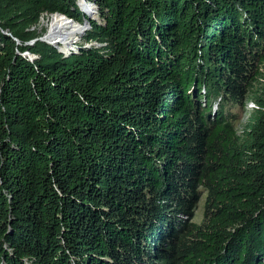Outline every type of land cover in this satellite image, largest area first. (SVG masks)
<instances>
[{
    "label": "trees",
    "instance_id": "obj_1",
    "mask_svg": "<svg viewBox=\"0 0 264 264\" xmlns=\"http://www.w3.org/2000/svg\"><path fill=\"white\" fill-rule=\"evenodd\" d=\"M87 1L0 0V264H264V0Z\"/></svg>",
    "mask_w": 264,
    "mask_h": 264
},
{
    "label": "rangeland",
    "instance_id": "obj_2",
    "mask_svg": "<svg viewBox=\"0 0 264 264\" xmlns=\"http://www.w3.org/2000/svg\"><path fill=\"white\" fill-rule=\"evenodd\" d=\"M76 1H78V0H76ZM81 4L80 5H82V4H84V3H86V0H82L81 2H80ZM80 10V9H79ZM52 16L53 15H46V14H43V15H41L40 16V18H39V20L36 22V24L35 25H33L31 28H30V30H32L34 33H36V36H37V38L36 39H34V40H31L30 42H28L27 44H34L36 41H41V40H45L46 39V37H47V35L50 33V31H51V22H52ZM62 17V16H61ZM86 19H84L83 21H81V22H77V21H75V20H72V22H70V23H72V24H76L77 26H79L80 28H82L81 29V32H79L78 34H76L75 36H74V38L71 36V37H69L68 38V44H67V46H63L62 48L61 47H59V46H56V45H49V46H52V47H54L55 49H57L58 50V52H60V51H62V52H67V50L70 48V47H73L74 48V50H76L77 49V45H80V44H82V46L84 47V42H83V36L85 35V33L88 31V30H85L84 32H82L83 31V28H85L86 29V27H84V26H88V25H86L84 22L88 19V18H90V20L91 21H94V22H97V21H99L100 20V17H99V15H98V13H97V11H95V9H92L91 11H90V13L88 12V14L86 15ZM63 18H65L66 19V21L67 20H70V18H67V17H63ZM68 22V21H67ZM88 24V23H87ZM29 29V28H28ZM27 29V30H28ZM64 29H65V31H70V28H68V27H65V28H63L62 30L64 31ZM35 41V42H34ZM43 42V41H42ZM47 44V43H46ZM76 47V48H75ZM64 48V49H63ZM62 52H60V53H62ZM22 55H24V56H26V57H28L29 59L31 58V57H35L34 55H32L31 53H29V52H24ZM68 55V54H67ZM67 55H65V56H67ZM250 103H252V102H250V101H247L246 102V104L242 107V108H240V107H234V108H232V109H228V112L230 113V114H232V115H234L235 117H236V119H235V124H236V128H237V130L240 132L241 131V129H242V126H243V124H244V122H245V119H246V117L248 116V114H249V112H250V110H251V108H250V106H249V104ZM253 104V103H252ZM204 198V197H203ZM201 214H202V202L199 204V207H198V209H197V211H196V213H195V221H199L200 220V218H201Z\"/></svg>",
    "mask_w": 264,
    "mask_h": 264
},
{
    "label": "bare ground",
    "instance_id": "obj_3",
    "mask_svg": "<svg viewBox=\"0 0 264 264\" xmlns=\"http://www.w3.org/2000/svg\"><path fill=\"white\" fill-rule=\"evenodd\" d=\"M51 31L50 33L47 35L46 40L52 44V45H56L59 47H65L68 44V38L69 37H73L78 34L79 32H81V29L79 26H77L76 24H72L70 22H67L65 18H63V16H59V15H53L52 16V22H51ZM68 27L70 28V31H64L62 30L63 28ZM64 49V48H63ZM65 52V51H64Z\"/></svg>",
    "mask_w": 264,
    "mask_h": 264
},
{
    "label": "built area",
    "instance_id": "obj_4",
    "mask_svg": "<svg viewBox=\"0 0 264 264\" xmlns=\"http://www.w3.org/2000/svg\"><path fill=\"white\" fill-rule=\"evenodd\" d=\"M82 0H78L77 1V4H78V6H79V9H80V12H82L83 14H85V15H87L88 14V12L90 13V11L92 10V9H95V11H96V8H95V6H94V4L92 3V2H90V1H87L86 0V3H84V4H82V7L80 6V2H81ZM68 21V20H67ZM71 22H72V19L70 20ZM84 27H86V29L85 30H89L90 29V25L88 24V26H84ZM91 46H99V44H97V43H95V42H92V41H89V42H84V47H91ZM77 47V46H76ZM75 47V48H76ZM77 51V49L76 50H74V48L73 47H70L69 48V50H67V52H64L63 54L64 55H70L71 53H75ZM67 55V56H68ZM249 106H250V108L252 109V108H255V105L254 104H252V103H250L249 104Z\"/></svg>",
    "mask_w": 264,
    "mask_h": 264
},
{
    "label": "water",
    "instance_id": "obj_5",
    "mask_svg": "<svg viewBox=\"0 0 264 264\" xmlns=\"http://www.w3.org/2000/svg\"><path fill=\"white\" fill-rule=\"evenodd\" d=\"M81 7H82V5H80ZM53 15H59V16H63V15H61V14H53ZM64 17V16H63ZM71 20V19H70ZM70 20H68V22H71ZM89 21H90V18H88L84 23L86 24V25H90V23H89ZM88 23V24H87ZM85 31V28H83V31L82 32H84ZM41 41H43V42H45V43H47V44H49V45H52V44H50L46 39L45 40H41ZM35 42V41H34ZM69 50V49H68ZM60 52H62V51H60ZM62 53H64V52H62ZM36 57H31L30 58V60H33V59H35Z\"/></svg>",
    "mask_w": 264,
    "mask_h": 264
}]
</instances>
